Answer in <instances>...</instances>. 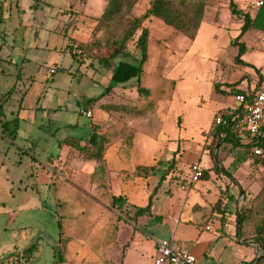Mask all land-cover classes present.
Instances as JSON below:
<instances>
[{
    "label": "rangeland",
    "instance_id": "374dc122",
    "mask_svg": "<svg viewBox=\"0 0 264 264\" xmlns=\"http://www.w3.org/2000/svg\"><path fill=\"white\" fill-rule=\"evenodd\" d=\"M107 1L0 0L3 264H151L153 245L168 238L189 190L175 182L189 180L187 161L211 141L204 132L218 109L206 78L212 73L215 47L205 26L193 48L174 57L168 35L174 29L163 25L158 32L162 38H154L152 55L142 66L139 84L148 95H138V81L131 79L87 104L110 85L112 71L128 59L126 53L137 54L135 35L123 55L109 56L112 48L102 44L121 37L127 17L141 15L149 2L136 0L130 14L95 26L94 18ZM205 1L208 5L211 0ZM213 2L219 5L221 0ZM70 12L76 23L84 18L85 26L78 27L88 42L76 59L68 45L81 41L73 39L74 25L68 27ZM168 64L173 66L169 70ZM87 109L92 116H86ZM106 116L103 128L95 131L98 143L87 149L103 148L105 160L87 159L76 147L89 139L90 125ZM57 159L65 160L67 171L51 164ZM263 182L264 173L252 170L253 193ZM119 188L130 201L121 208L110 199ZM149 199L150 214L130 215ZM247 249L235 241L223 250L216 246L205 263L214 264L220 254V264H241L249 258Z\"/></svg>",
    "mask_w": 264,
    "mask_h": 264
},
{
    "label": "crops",
    "instance_id": "0c3cea01",
    "mask_svg": "<svg viewBox=\"0 0 264 264\" xmlns=\"http://www.w3.org/2000/svg\"><path fill=\"white\" fill-rule=\"evenodd\" d=\"M257 1L264 0H232L238 10L248 13L250 17L254 15L258 7L254 4ZM228 2L229 0H221V3L216 5L211 0L205 6L202 21L193 40H189L179 31L172 30L168 33L171 39V56L175 57L177 55L185 56L193 48V45L198 42L202 27L205 26L208 29L209 40L214 42L215 47L214 61L210 67L212 73L206 78L213 92L210 99L213 100L218 109L214 116L234 110L238 105L234 96L236 94L254 92L264 76V31L248 29L240 33L242 21L230 13ZM69 15H71V12ZM83 19L77 18L79 22L76 23V18H74L72 24L68 27L74 25L73 30L75 33L73 39L86 42L87 37H81V31L83 30L80 29L82 27H78L81 25L85 26ZM143 25L149 31L147 61L152 55L150 48L153 45L154 38H157V40L162 38L158 37V32L162 29L164 30L165 27L163 25L165 24L157 18L149 17L144 20ZM84 31H88V28L84 29ZM137 35L138 32H136L135 37ZM173 39H177L179 44L175 43ZM239 44L243 45L244 51L237 56ZM237 57H239L241 62L236 60ZM171 65L168 64V70L173 67ZM215 85L219 89L218 92L214 91ZM229 91L231 93L227 94ZM87 104L89 105V103ZM102 104L104 103H100L99 106L104 109L101 106ZM124 105L121 104L120 106ZM123 111L125 112L124 109ZM108 116L102 117L100 122L90 125L91 134L103 128L104 123L109 118ZM119 116L123 115L119 114ZM130 119L126 118L125 121L130 122ZM212 119L204 132L205 136L212 134H206ZM131 127L132 129H129L124 125L123 128L135 132V128ZM210 137L212 140V136ZM250 138L249 135L244 134L239 142L244 145L250 141ZM87 142L88 139L85 143ZM210 143L208 141L206 143L207 146H201L200 153L187 161L189 173L190 164L197 161L202 171L207 173V176L205 178L201 177L195 182H191L190 178L188 181L181 178L175 182L180 189H184L187 186V190H189L184 200L185 203L177 214L178 218L173 217V223L167 239H170L174 247L193 254L195 256L194 264H206V257L210 256L216 246L223 250L227 245L233 244V241L248 248L249 258L241 264H264V257H262L264 256L262 252L264 248V182L259 188L257 184L258 189L256 188L255 193L250 188L252 187V170L259 169L260 172L264 173V163L262 164L261 160L258 161L253 158L244 146L234 147L228 142H222L220 145L216 144L211 147ZM257 157L264 158V154ZM103 160H105L104 153ZM62 161L60 159L53 160L51 164L58 170L67 171L65 160L64 162ZM137 165L148 166V164ZM168 173V178L170 179L175 176L171 170ZM191 185L192 188L190 187ZM231 186L237 189L232 190ZM117 192L110 194V196H119L121 189L119 188ZM135 193L137 194L138 191H135ZM168 193L171 194L170 191ZM123 195L129 201L128 196ZM155 246L156 242L152 247L151 264L156 252ZM220 257L221 255L219 254L217 258H213L214 264H220ZM258 258L260 260L254 263ZM215 259L218 262H215ZM117 264L126 263L122 260Z\"/></svg>",
    "mask_w": 264,
    "mask_h": 264
},
{
    "label": "trees",
    "instance_id": "16d2710c",
    "mask_svg": "<svg viewBox=\"0 0 264 264\" xmlns=\"http://www.w3.org/2000/svg\"><path fill=\"white\" fill-rule=\"evenodd\" d=\"M136 0H108L106 6L104 7L103 12L98 16L95 17L94 20L95 26L100 25V27H105L110 25L120 17L122 14L127 15L131 13L133 8V4ZM206 6L205 0H149L148 5L143 10L141 15L138 16H128L127 17V27L124 30L121 37L115 39L112 42L106 40L102 46H109L112 48L111 53L109 56H119L123 55L124 48L130 39L138 32L137 37H135L134 41V49L137 53L136 55H128L126 53V57L128 59L120 60L111 74V83L108 85L103 92L87 101L98 100L99 98L107 95L113 89L116 84H123L128 82L131 79H136L137 82V92L138 95L146 96L148 95L149 91L142 87L139 84L140 76L142 74V66L147 59L148 52V38H149V31L143 25V22L146 18L154 17L162 21L165 25L173 28L174 30L179 31L182 35H184L189 40H193L196 36L198 28L203 18L204 10ZM228 8L232 15L238 17L242 21V25L240 27V33L245 32L248 29H256L264 31V1L257 7L254 15L250 17L248 13H244L236 8L235 3L232 0L228 2ZM71 21L69 23L72 24L73 20V13L71 12ZM68 25V26H69ZM239 38V36H238ZM236 37V39L238 40ZM92 47L100 46L99 43H92ZM69 54L71 58L76 59V53H82L83 50L88 47V42H79L76 45H68ZM244 51V47L242 44H239L238 54L239 56ZM239 60V57L236 59ZM214 91L218 92L219 89L217 86H214ZM223 92V91H222ZM224 93V92H223ZM229 91L227 94H230ZM254 92H250L248 94H243L245 96L246 102L237 105L235 108V112L238 113V117L232 118V115L229 113H222L220 114L223 118L229 120L228 124L225 125H217L213 128V132L211 134L212 140L210 145L221 144L222 142H228L232 146H244L246 151L248 152L251 147L257 146L261 147L264 150V125L261 127V134L257 137H251L250 141L244 145L240 144L241 136L238 135L235 131L234 125L238 121L239 117L242 115L243 107L245 103H248L250 98L252 97ZM3 105V98L0 97V113ZM102 108L107 110V105L102 104ZM98 135L96 133H92L88 139V142L85 143L83 146H77L76 148L78 151L83 153L84 157L87 159H96L99 161H103V148H98L96 151L87 152L89 147H93L98 142ZM222 140V142H220ZM211 146V147H213ZM262 164L264 163V158L262 157L261 161ZM207 173L202 171V178H205ZM160 181H158L159 183ZM111 204L113 207L121 208L125 203H127L125 196H111ZM150 206L151 202L150 199L148 200L147 204L143 207L134 206L133 211H129L130 215L134 218L139 216H144L150 214ZM130 210V209H129ZM264 253V248L262 249ZM264 257V256H262ZM261 257V258H262ZM260 260L258 258L254 263H257ZM4 260L0 262L3 264ZM251 264V263H248Z\"/></svg>",
    "mask_w": 264,
    "mask_h": 264
},
{
    "label": "built area",
    "instance_id": "2783aa9c",
    "mask_svg": "<svg viewBox=\"0 0 264 264\" xmlns=\"http://www.w3.org/2000/svg\"><path fill=\"white\" fill-rule=\"evenodd\" d=\"M262 1H257L254 4L259 6ZM53 72V69H50ZM237 104L246 102L245 96L243 94H236L234 96ZM86 116L90 117L91 112L87 110L85 112ZM232 118L238 117V113L235 109L229 112ZM229 120L223 118L221 115H216L212 119L209 130L206 134L212 133L213 128L217 125L228 124ZM264 125V76L260 80L257 89L254 91L252 97L248 103L244 104L242 115L239 117L238 121L235 123L234 128L238 135L242 136L244 134L250 137H257L261 134V127ZM251 152L255 156H261L264 154V150L261 147L253 146L251 147ZM190 181L195 182L199 180L202 176V169L197 161L190 164ZM155 256L153 258L152 264H194L195 256L188 251L178 249L173 246L170 239H163L156 242L155 246Z\"/></svg>",
    "mask_w": 264,
    "mask_h": 264
}]
</instances>
